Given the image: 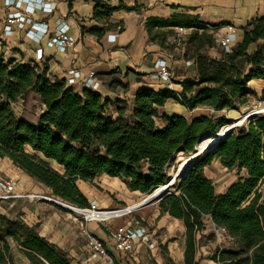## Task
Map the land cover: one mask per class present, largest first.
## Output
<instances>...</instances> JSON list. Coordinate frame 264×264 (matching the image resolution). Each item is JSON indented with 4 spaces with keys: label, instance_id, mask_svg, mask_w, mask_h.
Returning a JSON list of instances; mask_svg holds the SVG:
<instances>
[{
    "label": "trees",
    "instance_id": "1",
    "mask_svg": "<svg viewBox=\"0 0 264 264\" xmlns=\"http://www.w3.org/2000/svg\"><path fill=\"white\" fill-rule=\"evenodd\" d=\"M91 1L97 18L118 10H140L136 5L119 3L110 7L99 0ZM97 9L101 10L99 14H95ZM151 27L193 29L190 42L194 43L204 37V28L196 23L150 18L146 28ZM91 32L99 37L97 28ZM258 41L261 45L248 54V47ZM202 46L200 43L193 55L194 75L179 82L180 100L165 88H140L134 94L128 121L122 110H116L113 118L106 116L109 101L102 100L98 93H79L65 86L63 80H51L45 64H23L5 58L0 51V156L44 184L53 197L80 209L89 208L90 203L75 186L78 180L89 182L106 175L120 180L130 192L151 193L168 181L166 168L178 150L193 154L200 137L211 134L215 138L218 128L226 125L224 120L199 114L197 108L230 110L237 101L243 103L240 100L248 92L250 81H264V16L252 22L242 41L222 58L206 55L200 50ZM30 93L43 105L37 125L23 120L12 109V104L22 102ZM170 100L193 111L192 116L164 115L162 126H158V109ZM238 130L191 161L178 181V194L159 199L160 213L180 220L186 228L184 264H197L193 236L202 228L203 217L225 229L237 243L236 248L216 251L212 256L216 264H264V202H259L257 193L264 183V115ZM25 148L36 154H28ZM213 160L227 170L244 171L245 176L216 194L203 173ZM49 161L61 166L62 174L50 169ZM15 223L0 214L2 228ZM21 235L17 241L30 261L70 264L62 250L33 228L26 227ZM9 249L0 236V264L10 261Z\"/></svg>",
    "mask_w": 264,
    "mask_h": 264
},
{
    "label": "crops",
    "instance_id": "2",
    "mask_svg": "<svg viewBox=\"0 0 264 264\" xmlns=\"http://www.w3.org/2000/svg\"><path fill=\"white\" fill-rule=\"evenodd\" d=\"M99 1L110 7H116L119 3L127 7L136 5L140 10L131 12L118 10L108 17L100 16L97 18L93 14L95 3L91 0H56L57 13L68 23L69 35L77 40V43L73 47L68 48L65 54H61L56 50L46 48V39L37 44L25 37L24 34L28 26L25 27V30H19L16 26H13L12 35L5 37L4 26L6 17L8 12H13V10L7 9L4 6V0H0V51H4L5 58H11L20 63L27 64L33 60L34 50L41 48L44 52V58L43 62L39 65H46L48 77L51 80L61 81L66 78L69 70L77 71L80 78L76 92L79 93L82 91L80 83L86 81L90 74L100 82L98 94L101 97L110 98L115 96L116 90H112L111 87L114 82L120 80L126 85V93L130 95L132 99L130 102L133 106L134 94L138 89L152 88L157 90L164 88L155 76L154 63L160 58L159 48L162 45V41L173 33L175 29L173 27L146 28L148 19L158 18L169 21L173 20L174 22L196 23L204 28L201 32L210 33V28H216L214 31L218 35L232 36V49H234L242 41L243 33L249 29V25L259 17L264 16V0ZM100 12L101 10L97 9L95 14H99ZM56 17V14L48 16L41 12H36L32 19L36 23L46 24L49 35H52L56 28ZM94 28L100 31L99 37L91 32ZM110 35H116V37L114 38ZM113 40L114 42H112ZM261 43L262 41H258L250 45L247 53H253ZM214 50L216 49L211 48L205 54L212 58H220L222 53H216L217 50ZM240 63L242 62L240 61ZM179 65L180 60H176L173 63V68L177 69ZM179 71L183 70L177 69V72ZM188 73L186 72L185 75H188ZM190 73L193 76L194 67L191 68ZM184 78L187 77L178 76L174 79V90L176 92H180L179 82ZM249 84L254 86L252 89L258 88L262 91L264 81L253 79ZM35 97L38 99L37 96ZM170 102L172 101L167 102L158 111L163 110ZM182 109L188 113L186 108ZM130 193L132 194L124 196V200H121V203L126 204V206L130 200L136 201L145 196L139 192L140 195L135 194L136 192ZM154 205H156V208L152 207ZM157 205L158 203L131 212H138L135 215L138 219L137 222L140 223V232L144 231L149 238V242L154 244L153 248H149V245L144 242L138 241L136 243L131 257L137 264H144L145 255L150 257V254L156 253V240L153 239V235L159 234L156 238L160 239L163 234L161 228L162 215ZM172 221L175 223L181 222L176 219ZM125 222L126 224H131L130 220H126ZM43 228L45 229L44 226ZM149 229L152 230L150 233H147ZM45 231L48 232L49 230ZM45 231L41 233L43 237L47 235ZM93 233L96 238L102 241L104 247L107 246V251L111 249L117 255H126L114 248L113 240L109 238L104 240L105 235L102 231L98 233L97 230H94Z\"/></svg>",
    "mask_w": 264,
    "mask_h": 264
},
{
    "label": "rangeland",
    "instance_id": "3",
    "mask_svg": "<svg viewBox=\"0 0 264 264\" xmlns=\"http://www.w3.org/2000/svg\"><path fill=\"white\" fill-rule=\"evenodd\" d=\"M203 34V40L201 42L192 43V46L189 48L187 54L191 58L198 51V45L200 43L203 44L200 49L203 53L216 47L212 42L210 33L203 32ZM215 49L217 50H214L216 53H222L221 50L217 48ZM223 55L224 53L221 54V58ZM190 70L191 68L177 72V69H174L173 77L174 79L178 76L191 77L192 73H190ZM186 72H189L188 75H185ZM247 87L249 88L248 92L245 97L240 100L241 102L243 101V103L237 101L232 109L215 112L207 108H197L200 110L198 113L207 115L213 119L224 120L226 125H233L234 133H237L240 131L238 129L241 126L246 125L251 121L250 119L238 120L246 110L257 109L259 111H264V97L262 96V91L258 88H255V91L252 89L254 86L251 84H248ZM111 88L114 91L116 90L115 96L110 98L102 97V100L109 101V104L106 105V116L113 118L116 110H122L124 119L128 121L132 112V103L130 102L132 99L130 95L126 93V85L119 80L118 82H114ZM35 96L36 95L30 93L22 102L18 101L17 106L15 105L13 107L17 116L24 118L23 120L33 125H37L38 115L40 111H42L40 99H36ZM171 101L172 102H170V104L163 110L158 111L159 118L155 119L158 126H162L163 122L161 117L164 115H181L188 119L192 116L190 113H186L185 110L182 109L184 107L178 101ZM221 127L218 128L217 133L220 132ZM25 152L31 155L36 154L28 148H25ZM179 153L184 155V157H189L194 154H187L183 150H178L166 168L167 176L168 170L172 167H176V162L179 157L177 155ZM49 168L56 171L52 165H49ZM58 173L62 174L61 172ZM203 173L211 180L216 194L225 192L231 184L235 183L240 177L245 176L244 171H238L237 169L227 170L218 160H213L208 166L204 167ZM168 179L170 180L169 176ZM7 180H18L23 183V191L25 194H36L44 198L38 200H20L1 206L3 211L6 210L8 220L16 222L15 225L10 228H2L0 226V236H2L4 241L9 244L10 248L8 257L10 261H8V264H45L44 262L38 263L30 261L25 255L24 249L17 241L21 238L22 231L25 230L26 227L33 228L40 237H43L41 235L43 231L49 230L48 232L45 231V233L47 232V235L43 238L54 247L62 250L66 254L70 264H137L131 257L132 254H126L125 256L117 255L111 249H109L110 251H107L106 245L104 248L110 260L94 250H91L87 246L86 237L83 236V233L87 232L89 235L96 238L93 235L94 230H97L98 233L102 231L106 236V238L104 236V240H107L108 238L111 239L109 232H113L115 228L120 227V225H127L128 223L126 224V220H130L131 224L137 222L138 219L135 214L138 212L131 213L130 211H127L122 217H110L107 219H84L75 211H71L66 207L70 206V204L53 197L51 195V190L40 181L19 169L7 157L0 156V182ZM101 181L102 179L99 177L89 182L78 180L75 183V186L87 199V202L90 203L91 201L97 206V210L120 209L126 207V204L121 203V200H124L125 198L124 196H128L125 194L126 187L124 184L120 180L117 181L116 185H111L109 182L103 183ZM178 181L179 180L172 183L169 193H177L175 189ZM257 193L260 195L259 202H264V183L259 185ZM158 202L159 200H156L149 205ZM157 206L159 208V203ZM152 207L156 208V205ZM83 215L84 217L86 216L84 213ZM161 215V228L163 234L160 239L156 238L159 234L156 233L157 235H153V239L156 240L155 245L157 251L155 254H150V257L145 255L144 264H184L186 228L181 222H173V218L168 217L166 214ZM202 221V228L193 236L195 250L194 261L197 262V264H216V262L212 260V256L215 252L226 246L236 248L237 243L235 239L231 243L225 242L224 244L218 241L215 233L220 227L215 226L207 217H203ZM151 230L152 229H149L147 233H150Z\"/></svg>",
    "mask_w": 264,
    "mask_h": 264
},
{
    "label": "built area",
    "instance_id": "4",
    "mask_svg": "<svg viewBox=\"0 0 264 264\" xmlns=\"http://www.w3.org/2000/svg\"><path fill=\"white\" fill-rule=\"evenodd\" d=\"M4 6L13 10V12H8L5 26H4V36H11L13 33V26H16L19 30H25V37L29 38L33 42L39 44L43 39H46L45 46L48 49L56 50L61 54H65L68 48L73 47L77 40L76 38L69 35V25L66 20L57 13V3L56 0H4ZM36 12H41L48 16L57 15L56 28L52 35H49L47 25L44 23H36L33 21V16ZM210 34L213 39V43L222 53L227 54L232 51L233 39L230 35L220 36L215 32L214 28H210ZM193 29H187L183 27L175 28L173 33L168 35L162 41V45L159 48L160 58L154 63L155 76L161 82L163 87L175 93L178 100H180L179 92L174 90L175 81L173 77L174 68L173 63L176 60H180L179 68L177 69H190L194 65V59L188 56L187 52L192 46L190 42V33ZM116 37V35H110ZM114 42V40L112 41ZM4 55V51H1ZM41 48L34 50V58L30 64H41L43 62L44 54ZM5 56V55H4ZM29 64V63H27ZM194 75V74H193ZM80 75L75 70H69L67 72L66 78L63 80L65 86L71 87L76 91L78 86V80ZM100 82L94 78L92 74L88 76L86 81L80 83V87L83 90H91L98 93V87ZM81 91V92H82ZM80 92V93H81ZM16 104H12V109ZM185 108V107H184ZM187 110V109H186ZM198 110V109H197ZM188 111V110H187ZM42 112V111H41ZM41 112L39 114H41ZM192 114L193 111H188ZM39 116V115H38ZM23 183L18 180H7L0 182V214L8 217L6 210L3 211L1 206L9 203H13L20 200H34V199H44L43 197L36 194H25L23 191ZM52 201V200H51ZM54 202V201H53ZM61 203V202H60ZM62 204V203H61ZM63 205V204H62ZM69 210L75 211L78 215L86 219L83 215L85 211L97 210V206L90 202L89 208L80 209L77 207L66 206ZM140 223L134 222V224H127L116 228L113 232H109L111 240H113L114 248L125 254H132L134 251V246L138 241L144 242L149 245V248H153L154 244L149 242L148 236L144 231L140 232ZM144 230V229H142ZM86 237L87 246L97 252L98 254L105 256L110 260L107 255L104 244L99 239L94 238L87 232L83 233ZM218 241L231 243L233 238L228 234V232L223 228H218L215 233ZM223 247V248H230Z\"/></svg>",
    "mask_w": 264,
    "mask_h": 264
},
{
    "label": "bare ground",
    "instance_id": "5",
    "mask_svg": "<svg viewBox=\"0 0 264 264\" xmlns=\"http://www.w3.org/2000/svg\"><path fill=\"white\" fill-rule=\"evenodd\" d=\"M257 112H259V110H257V109L256 110H246L242 114V116L239 117L238 120H248V119L251 120V118L255 114H257ZM114 117H115V115H114ZM233 127L234 126L230 125V124L223 125L221 127L220 132L218 133V136L219 135L225 136L227 133H229L232 130ZM210 135L206 134V135L199 138V141L197 142V145H196V152H199V154H201L202 152L209 150L211 145L217 141L216 139L220 140L219 137L214 138V137H210ZM177 156H179V157H178L177 162H176V167H172L168 170L170 180L168 179V181L164 185L158 186L151 193L145 195L144 197H142L139 200H136V201L130 200L128 202L129 204L126 207H122L120 209H98V210H94V211H85L84 212V214L86 215L85 218H87V219H98V218L107 219L110 217H122L124 214H126L127 211L134 212V211H137L139 209L141 210L142 208L147 207V205H149L150 203L155 202L156 200H159L161 196H164L167 193H169L173 182L181 179L184 176V173H185L186 169L188 168L189 162H191L193 160L192 158H190L191 156L184 157V155H181V153H179ZM49 162L57 172H61V173L63 172V168L61 166L55 164L52 161H49ZM99 178L102 179L101 182H103V183L109 182L111 185H116V183L118 181V179L108 178L106 175H101ZM125 194L130 195L132 193H130L126 189ZM135 194H139V193L136 192Z\"/></svg>",
    "mask_w": 264,
    "mask_h": 264
},
{
    "label": "water",
    "instance_id": "6",
    "mask_svg": "<svg viewBox=\"0 0 264 264\" xmlns=\"http://www.w3.org/2000/svg\"><path fill=\"white\" fill-rule=\"evenodd\" d=\"M262 115H264V111L263 110H260L259 112H257V114H255L252 118H251V120H253L255 117H257V116H262ZM246 128V127H245ZM244 130V129H243ZM234 133V128L229 132V133H227L225 136H218V135H216V138L217 137H219V139H220V141H222V140H224L225 138H227V137H229L230 135H232ZM216 140H218V139H216ZM216 143H218V142H215V143H213L212 145H211V147L209 148V150H211L213 147H214V145L216 144ZM195 151H196V147H195ZM197 157H200V154H199V152H195L193 155H191V157L190 158H192V159H195L196 160V158ZM194 160V161H195ZM191 161V160H190ZM192 165V162H189V164H188V168L190 167ZM187 168V169H188ZM185 175V174H184ZM184 177V176H183ZM183 177L181 178V179H183ZM171 193H167L166 195H164V196H167V195H170ZM163 196V197H164Z\"/></svg>",
    "mask_w": 264,
    "mask_h": 264
}]
</instances>
